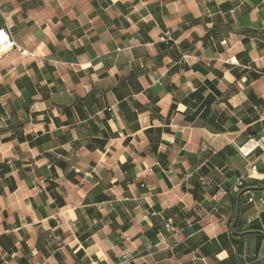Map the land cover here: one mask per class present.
Instances as JSON below:
<instances>
[{
	"label": "crops",
	"instance_id": "0c3cea01",
	"mask_svg": "<svg viewBox=\"0 0 264 264\" xmlns=\"http://www.w3.org/2000/svg\"><path fill=\"white\" fill-rule=\"evenodd\" d=\"M0 28V264H264V0H0Z\"/></svg>",
	"mask_w": 264,
	"mask_h": 264
},
{
	"label": "built area",
	"instance_id": "2783aa9c",
	"mask_svg": "<svg viewBox=\"0 0 264 264\" xmlns=\"http://www.w3.org/2000/svg\"><path fill=\"white\" fill-rule=\"evenodd\" d=\"M16 48L15 42L10 38L9 34L6 32V30L0 28V54H4L9 52L10 50ZM262 79H264V76H262ZM254 142L255 145L251 146V147H259L261 148L262 151H264V135L261 136L260 138L257 139H252L250 141ZM243 147H241L239 149V152L244 155V156H248V152L247 151H242ZM243 179V177H240L239 179H237V183L239 184V182ZM249 203H252V198H248Z\"/></svg>",
	"mask_w": 264,
	"mask_h": 264
},
{
	"label": "bare ground",
	"instance_id": "6f19581e",
	"mask_svg": "<svg viewBox=\"0 0 264 264\" xmlns=\"http://www.w3.org/2000/svg\"><path fill=\"white\" fill-rule=\"evenodd\" d=\"M255 145V143L254 142H251L247 147H246V149L248 150L249 148H251V146H254Z\"/></svg>",
	"mask_w": 264,
	"mask_h": 264
}]
</instances>
